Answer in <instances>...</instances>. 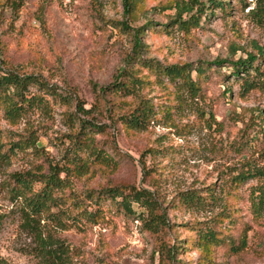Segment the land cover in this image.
<instances>
[{
    "label": "rangeland",
    "instance_id": "374dc122",
    "mask_svg": "<svg viewBox=\"0 0 264 264\" xmlns=\"http://www.w3.org/2000/svg\"><path fill=\"white\" fill-rule=\"evenodd\" d=\"M139 1L127 15L123 0H0V60L54 93L31 87L32 95L44 98L17 122L0 113V257L9 264H44L37 237L24 229L10 200V176L48 174L50 165H66L89 142L105 164L82 150L78 155L89 169L80 175L72 170L63 192L88 212L100 209L96 223L83 219L70 230L45 217L37 223L42 237L49 233L69 246L72 264H207L194 243L196 231L207 227L235 245L242 229L248 231L247 247L238 254L229 244L213 247L212 264H264V208H252L264 182L237 180L250 166L264 167V86L243 95L245 74L213 66L195 96L145 68L136 70L143 62H234L255 53V46L264 50V13L251 14L264 0H222L227 10H215L188 30L170 22L180 0ZM142 26L137 48L132 31ZM258 65L264 81V61ZM132 69L144 81L132 97L99 90ZM140 100L153 108V117L143 130L127 129L117 116ZM115 188L150 192L167 226L151 233L117 202L95 200ZM194 192L199 203L184 204ZM132 209L142 211L137 204ZM173 245L179 251L174 258L160 254Z\"/></svg>",
    "mask_w": 264,
    "mask_h": 264
},
{
    "label": "trees",
    "instance_id": "16d2710c",
    "mask_svg": "<svg viewBox=\"0 0 264 264\" xmlns=\"http://www.w3.org/2000/svg\"><path fill=\"white\" fill-rule=\"evenodd\" d=\"M139 3V0H123L125 14L131 15L132 9L138 7ZM171 9L174 10V15L170 19L171 24H177L188 30L189 27L198 26L202 17L206 19L208 16H212L215 10H227V3L222 0H208L207 3L199 0H180L176 1ZM258 13H264L263 3L251 10L253 15ZM143 27L135 28L132 31L134 32V45L137 48L141 46L139 37L143 32ZM120 28L124 27L120 26ZM255 47V53H245V58H240L234 62L217 59L212 63L199 62L195 66L192 64L161 66L158 64H144L143 62V64L136 63L140 65L136 70H140V67L145 68L156 76L165 78L170 86L184 87L196 96L208 76L207 72L212 70L213 66L225 67V65H229L232 76H238L241 72L246 75L241 79L242 83L240 85V91L244 95L264 86V81L259 79L261 72L258 65L264 61V50L258 46ZM8 68L7 64L0 60V113L9 122H17L34 106H39L44 98L43 96L32 95L29 90L31 87H36L45 95H53L54 93H50L53 92L52 88L34 75L20 74ZM134 70L124 71L126 77L112 85L111 88L101 87L99 90L102 94L108 91L113 94L132 97L144 82L143 79L134 74ZM250 72L255 74L253 79H250ZM81 110L84 113L88 112L84 109ZM152 117L153 108L144 103L143 100H140L139 104L133 109L117 116L118 120L130 130L145 129ZM31 146L35 147V142ZM82 150L90 151L89 156L93 158V161L105 164V159L101 157L99 150L89 142L76 149L66 165H50L48 174L23 172L13 173L10 176V200L15 205V210L24 229L33 232L37 237L44 264H72L73 261L70 257L68 245L54 239L49 233L46 235L47 237H42L37 225L39 218H48L63 230L79 228L84 223L83 219L96 223L99 218L100 209H97V212H88L86 208H82L78 202L71 200L63 192L68 186V176L72 170L80 175L89 169V164L82 161V158L78 155ZM71 165L73 169H71ZM62 173L65 174V177H60ZM248 179L264 182V167L250 166L244 173L239 174L237 180L245 182ZM90 196L93 198L92 192ZM253 196L257 199L252 203V208L254 212H259L261 208H264V188L260 187ZM101 198L117 202L126 213L136 214L151 233L158 234L167 226L166 217L160 212L159 205L153 199L151 193L146 190H134L125 194L117 188L107 189L102 191L101 194H97L95 200L98 201ZM118 198H121V200H118ZM198 198L199 195L194 192L183 197L182 201L187 205L198 204ZM132 204H137L142 211L137 213L132 209ZM214 228L196 229V237H194V243L200 249L203 261L208 260L207 264L213 263L212 251L215 246L229 244V250L233 254H238L247 247L248 231L245 227L240 233L239 245H235L231 241H225L220 237L217 229ZM175 252L178 253L179 251L173 245L167 250L161 251L160 254H165L166 258H174ZM0 264L9 263L0 257Z\"/></svg>",
    "mask_w": 264,
    "mask_h": 264
}]
</instances>
